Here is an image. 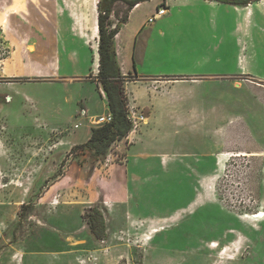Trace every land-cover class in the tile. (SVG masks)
Masks as SVG:
<instances>
[{"label":"rangeland","instance_id":"1","mask_svg":"<svg viewBox=\"0 0 264 264\" xmlns=\"http://www.w3.org/2000/svg\"><path fill=\"white\" fill-rule=\"evenodd\" d=\"M132 1L114 4L110 29L128 17ZM100 3L110 0H0V264H264V218L253 219L264 213V82L257 77H264V17L258 2L238 9L217 3V10L205 0L168 2L171 22L149 24L140 34L141 73L202 66L218 73L248 68L253 76H216L208 78L216 84L186 88L168 109L188 117L178 133L170 121H158L165 125L148 140L165 154L177 144L191 155L186 171L198 175L189 164L200 167L199 187L210 199L185 207L177 224L155 230L138 224L133 231L125 220L133 199L108 211L99 189L98 169L125 163L124 154L110 155L103 165L93 149L71 148L68 141L80 143L95 126L80 116L82 100L92 118L108 114L92 82L99 73V27L96 37L92 27ZM122 56L134 73L129 50ZM163 90V84L153 88ZM205 149L218 152L197 157ZM39 173L47 180L34 183ZM168 184L149 200L166 215L185 203L177 200L172 179ZM92 208L104 215L103 241L88 230L85 213ZM72 246H82L84 257L73 256Z\"/></svg>","mask_w":264,"mask_h":264},{"label":"crops","instance_id":"2","mask_svg":"<svg viewBox=\"0 0 264 264\" xmlns=\"http://www.w3.org/2000/svg\"><path fill=\"white\" fill-rule=\"evenodd\" d=\"M176 1L180 0H167L165 5H161L164 1L160 3L159 0H149L137 4L129 11L127 21L122 24L121 29L115 38L117 60L121 68V72L125 76L130 74L134 76V80L128 81L125 84V93L127 98H129L128 104L143 112L144 115L146 111L149 113L148 115L146 113V119L144 122L140 123L137 131L135 133H131L123 141L115 145V151H112L111 154L108 155L109 157L110 155H115L119 152L120 154H124L126 162H115L113 164H109L106 169L104 166H101L98 169V176L100 180L102 179L101 183L103 185L99 187L100 192L102 193H100L102 196L101 201L104 202L103 204L106 210L117 211L119 206H122L124 202L129 201L128 197L130 201L133 199V204H129L128 210L125 214V218L126 215L129 217V221H127V218L125 220L126 224H130V231H133L135 229V225L138 224H143L145 228L154 230L164 228L170 224H177L176 221H179L183 216V213L181 212L185 211V207L200 204L201 201H204L207 204L209 203V196L207 197V195H205L199 187V184L202 182L200 167L195 164H189V167L192 168L193 171L199 172L198 175L193 173L191 170L188 172L186 171V156L189 154H186L185 151L177 144L173 145L174 152L172 154H165L161 152V148L158 147L159 145H153L148 140L150 138L147 137L150 134H153L152 132H154L157 127L161 129L162 127L160 126L165 125L164 122L159 124L158 121H170L167 125L176 126V132L178 133L180 129L185 128V122L188 117L181 112H168V109L172 104H174V102L184 98V94L187 93L185 90L186 88H194L197 86L207 87L209 84H216V81L208 79L216 76L234 74L252 75V70L248 68L236 71L231 70L230 73H218L209 69H204L202 66H194L180 71L174 70L168 73L164 72V74L141 73L137 69V60L140 58L137 53L138 38L149 24H154L155 22H159L162 26L169 24L171 22V18H167V15L168 12H170V9L166 11L165 15L157 17L154 23H150L149 19L157 14L158 9L168 5V2L173 3ZM207 1L205 0V2ZM209 3L215 10L219 9L221 6L217 4V2L209 1ZM150 4H154V9L144 10ZM258 4L264 17V0L259 1ZM238 8L240 7H235V9ZM253 15V9L251 11H247L246 13V17L249 18ZM97 27L98 24L96 16V28ZM128 50L131 54V59L133 60V68L135 70L134 73L124 66L125 60L122 59L123 53ZM205 61H208V59H205ZM257 77L262 79L260 81L264 82L263 76ZM92 82L96 83L101 96L105 97L107 101L105 92L102 90L101 86L96 81ZM156 84H163L166 90H163L161 93H154L153 88ZM193 91L195 92V90ZM84 102V100L81 102L84 106L82 109L86 111L87 120L90 121V119L94 116L91 117L89 115ZM107 108V115H109L110 111L108 105ZM161 109L162 111H160ZM193 114L197 117L199 116L196 113ZM202 117L203 116H200V119ZM92 129L93 126L84 140L80 143L68 140L71 148L73 146H79L87 143L91 138ZM217 152V149H205L203 152H199L197 157H201L204 153L216 155ZM101 163H103V161H101ZM38 175L39 176L34 179V183H43L47 180V177L41 176L40 173ZM171 179L175 184L173 190L176 193V198L178 197L177 200L180 201V199H182L185 203H183L180 207H176L172 214H163L157 207L155 210L157 214H154L155 211L152 206L153 203H151V201L149 202V200L152 199L151 195L154 191H156V188H158V190L166 187L168 188V182ZM52 188L53 187L49 188L46 194L51 193L53 190ZM186 193L188 197H185ZM172 215H175L174 220H171L170 218ZM88 230L92 234L90 228ZM90 240L94 243L95 240L97 241L98 239L95 238V240H93L92 238ZM71 248L72 253H74L73 256H76L79 259L84 257V254L81 255V252L85 251L82 246H72Z\"/></svg>","mask_w":264,"mask_h":264},{"label":"trees","instance_id":"3","mask_svg":"<svg viewBox=\"0 0 264 264\" xmlns=\"http://www.w3.org/2000/svg\"><path fill=\"white\" fill-rule=\"evenodd\" d=\"M120 0H110L105 5L99 6V73L96 82L105 92L109 111L112 116L110 123L95 126L92 129L89 141L78 147L91 148L95 154L106 160L112 147L127 138L133 130V123L129 117L128 98L125 93V84L134 80V76L123 75L117 60L115 38L118 35L122 24L127 21L125 17L113 28H109L112 7ZM149 0H134L130 3L129 11L141 2ZM234 7H248L261 0H208ZM85 219L92 232L98 240L106 238V224L104 215L98 208H92L85 213Z\"/></svg>","mask_w":264,"mask_h":264},{"label":"built area","instance_id":"4","mask_svg":"<svg viewBox=\"0 0 264 264\" xmlns=\"http://www.w3.org/2000/svg\"><path fill=\"white\" fill-rule=\"evenodd\" d=\"M166 11H167L166 6L161 7L160 9H158L157 14L149 19V22L154 23L155 20L157 19V17L165 15ZM128 111H129V117L133 123V130L131 133H135L137 131L140 123L144 122L146 117H145L143 112L139 111L134 106H130L129 104H128ZM80 116H82L83 118H87L86 111L82 110L80 112ZM111 121H112V116L110 114L90 119L91 124L97 123V124H93L95 126H101V125L110 123ZM79 127H80V125L75 126L76 129H78Z\"/></svg>","mask_w":264,"mask_h":264},{"label":"bare ground","instance_id":"5","mask_svg":"<svg viewBox=\"0 0 264 264\" xmlns=\"http://www.w3.org/2000/svg\"><path fill=\"white\" fill-rule=\"evenodd\" d=\"M249 7H251V5L249 6ZM92 31H93V36H97V28H96V24L94 23V25H93V27H92ZM93 124H97V123H93ZM264 218V213L262 212L261 214H257V215H255L254 217H253V219H255V220H261V219H263Z\"/></svg>","mask_w":264,"mask_h":264}]
</instances>
